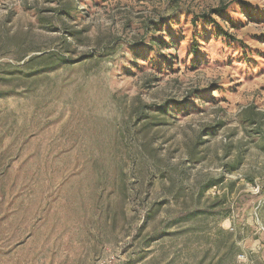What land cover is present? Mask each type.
Instances as JSON below:
<instances>
[{"label": "rangeland", "instance_id": "rangeland-1", "mask_svg": "<svg viewBox=\"0 0 264 264\" xmlns=\"http://www.w3.org/2000/svg\"><path fill=\"white\" fill-rule=\"evenodd\" d=\"M168 1L0 0V264H264V0Z\"/></svg>", "mask_w": 264, "mask_h": 264}, {"label": "trees", "instance_id": "trees-1", "mask_svg": "<svg viewBox=\"0 0 264 264\" xmlns=\"http://www.w3.org/2000/svg\"><path fill=\"white\" fill-rule=\"evenodd\" d=\"M168 2L170 3V2H172V0H169ZM216 11H219V10H216ZM160 23H162V20H156V21H154V23L152 22L151 25L148 24L147 27H148L149 29H150V28L152 29V28L158 26ZM69 34H72V35H73L74 33H73V31H69ZM226 34H227V33H226Z\"/></svg>", "mask_w": 264, "mask_h": 264}]
</instances>
